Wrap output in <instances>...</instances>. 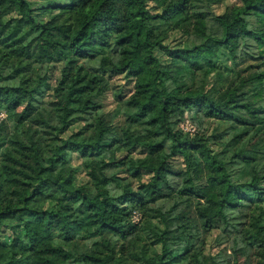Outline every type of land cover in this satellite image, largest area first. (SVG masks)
<instances>
[{
  "label": "trees",
  "instance_id": "trees-1",
  "mask_svg": "<svg viewBox=\"0 0 264 264\" xmlns=\"http://www.w3.org/2000/svg\"><path fill=\"white\" fill-rule=\"evenodd\" d=\"M221 1L90 0L80 8L74 0H0V25L13 19L0 34V99L10 105L0 119V264H36L34 258L40 264H236L226 247L205 252V235L199 238L179 212L186 195L197 212L218 218L215 245L231 240L234 250L240 237L264 263V237L245 235L242 212L255 204V226L264 230V0L215 12ZM198 15L206 18L201 33L192 28ZM108 23L112 35L101 31ZM123 24L132 39L120 33ZM174 31L178 37L166 42ZM21 47L30 52L24 63L15 58ZM202 47L219 61L217 78L208 82L203 74L177 91L159 82L184 74L162 70L165 61L194 76ZM55 68L70 77L60 122L42 108ZM250 68L261 95L242 102L237 81ZM120 74L131 86L114 93L115 120L106 116L103 99ZM25 75L32 86L21 84ZM19 95L41 109L38 138L15 107ZM233 107L250 115L252 129L241 138L231 131ZM185 112L195 131L179 125ZM111 147L127 152L109 158ZM72 152L88 179H77ZM96 159L100 174L89 168ZM247 164L253 175L244 171ZM47 170L56 171L52 191L42 175ZM173 231L181 232L179 240L168 237ZM76 237L88 239L90 250L73 254L63 247Z\"/></svg>",
  "mask_w": 264,
  "mask_h": 264
},
{
  "label": "rangeland",
  "instance_id": "rangeland-1",
  "mask_svg": "<svg viewBox=\"0 0 264 264\" xmlns=\"http://www.w3.org/2000/svg\"><path fill=\"white\" fill-rule=\"evenodd\" d=\"M90 0H74L78 6L84 7L86 4L89 3ZM250 1H256V0H250ZM241 0H223L220 3H217L213 5V9L215 12H222L226 6L232 5L234 3H240ZM153 4V3H152ZM12 17H9L6 19L4 23L0 25V34H5L9 27L12 24ZM111 24H103L101 25V31L106 35H112L114 34V29ZM206 26V18L203 15H198L193 18L192 21V28L195 32L201 33ZM236 30V28H234ZM120 33L124 35L126 38L132 39V36L130 35L129 29L123 24L120 29ZM161 30L156 29L152 32V36H156ZM173 34V33H172ZM179 31H174V35L165 37L166 42H173L170 40L172 37H178ZM197 60L200 63V70H195V75L190 76L187 75L186 71H179L180 64L175 63L172 61H165L162 63L160 68L162 70H167L168 72L172 73L173 75H176V77L179 76L181 72H183V76L177 80L169 81L164 75L160 76L159 82L162 85H168V88L172 91H177L180 89L181 85H188V84H198L197 82L201 80V77L203 74H207L205 80H208V82L216 76H218V73L216 71V67L219 64L218 59L216 58L214 52L207 48L202 47L201 49L195 51ZM16 60L18 62L24 63L29 60L30 58V52L29 49L26 47H21L16 54ZM217 63V64H216ZM231 64V62L229 61ZM253 69H247L241 73L242 78L237 81V92L239 94V98L242 102H248V101H254L258 99L261 95V83H259L258 80H255L253 75ZM213 76V77H211ZM126 79L123 77L122 74L114 76L110 79L109 85L107 90L104 94L103 102L104 109L107 113L108 118H114L115 120H119L120 114L118 111V104L115 100V92L119 90H127L130 88L131 84H122L125 82ZM20 82L24 86H32L34 84V81L31 76L25 75L20 78ZM70 82L69 76H62L60 75V72L58 68H55L52 75L49 79V88L45 94L44 97V103L42 104V108L44 109V112L47 114H50L51 119L54 122H60L61 114L63 112L62 110V104L60 101V98L67 92L68 85ZM112 84V85H111ZM16 109L22 110L24 112V123L26 126L27 131L29 132V135L32 138H38L41 136V127L37 123L36 118L41 117V109H34L31 106L28 105L26 102L25 97L19 95L17 99ZM10 108V105L5 99H0V119L6 115V111ZM231 116L236 119V123H234L231 127V131L233 133H238L237 138H241L245 136L251 129L252 125L250 123H246L250 120V115L245 111L242 107H233L229 109L228 111ZM189 121L191 125L194 127V129H187L191 125L187 123ZM83 122L79 121L76 123H73L70 130H76L80 126H82ZM179 125L183 128V130L186 131H195L197 129V125L189 117V113L185 112L182 119L179 121ZM127 150L125 148L116 149L115 147H111L109 150L108 157L109 158H116L122 155L123 153H126ZM82 159L79 157L77 152H72V163L74 165L78 166L77 170V179L79 181L88 179L89 175L87 173V169H84L81 166ZM178 164V162H176ZM100 165L101 160L96 159L93 160V162L90 163V169L95 172L96 174H100ZM117 169V168H116ZM245 172L250 173L251 175L254 174L253 168L250 164L245 165L244 168ZM56 174V171L53 170H47L44 171L42 174L46 179L47 183V190L52 191L54 188L53 180L54 176ZM148 178V175H144L143 179ZM234 197V195H232ZM180 214L183 216L182 220L184 223L192 228H195L194 231L199 233V238L201 236L206 237V246H205V252H215L220 246L226 247L227 251L232 253L233 256L236 258V264H258V256L256 255L257 249L250 244H247L245 240L238 238V242L234 245V250L232 249L231 240L225 241L221 243L220 245H215V238L219 231V220L217 217H210L206 216L204 214H200L196 211L194 207V198L190 195H186L184 203L180 206L179 209ZM243 213L247 214V222H246V228H245V235L246 236H259L260 238L264 237V230L258 231L255 226V217H256V205H250L249 207H245L242 210ZM140 217L139 212H135L133 215L134 220H138ZM204 224L210 225V228L205 231V228L203 227ZM168 237L171 240H179L181 238V232L180 231H173L168 234ZM231 244V245H230ZM63 247L68 250L69 252L73 254H78L83 251H88L91 248L90 241L88 239L82 238V237H76L68 241L62 242ZM17 254H21L22 251L16 249ZM34 263L40 264L41 260L38 258H34ZM264 264V263H263Z\"/></svg>",
  "mask_w": 264,
  "mask_h": 264
},
{
  "label": "built area",
  "instance_id": "built-area-1",
  "mask_svg": "<svg viewBox=\"0 0 264 264\" xmlns=\"http://www.w3.org/2000/svg\"><path fill=\"white\" fill-rule=\"evenodd\" d=\"M187 123H189L190 125H191V123L189 122V121H187ZM187 129H194V127L191 125L189 128H187Z\"/></svg>",
  "mask_w": 264,
  "mask_h": 264
}]
</instances>
